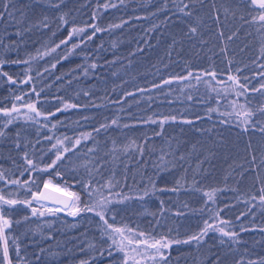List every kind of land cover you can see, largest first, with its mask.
Masks as SVG:
<instances>
[{"label": "trees", "instance_id": "trees-1", "mask_svg": "<svg viewBox=\"0 0 264 264\" xmlns=\"http://www.w3.org/2000/svg\"><path fill=\"white\" fill-rule=\"evenodd\" d=\"M0 13V109L19 110L0 111V196L32 200L51 180L72 185L82 207L92 203L83 191L88 184L112 201L105 216L115 227L187 240L205 221L212 225L198 243L173 244L160 264H264L258 6L250 0H0ZM93 25L101 29L94 36ZM74 28L85 31L60 44ZM249 111L245 122L240 113ZM65 147L71 151L57 166L41 171ZM42 206L55 207L0 201V215L11 222L4 237L12 264L122 259L116 251L108 256L111 241L95 213L32 214ZM2 246L0 240V256Z\"/></svg>", "mask_w": 264, "mask_h": 264}, {"label": "snow or ice", "instance_id": "snow-or-ice-1", "mask_svg": "<svg viewBox=\"0 0 264 264\" xmlns=\"http://www.w3.org/2000/svg\"><path fill=\"white\" fill-rule=\"evenodd\" d=\"M250 3L253 6H258V9L260 11V15L258 17H253V20L258 19L261 22V24L264 25V0H250ZM180 10L184 11L183 8ZM2 15L3 13H0V16ZM92 27L94 28V31L92 33L93 36L96 34V32L101 31V29L95 27L94 25ZM84 31L85 30L83 28H74L72 32L69 33L68 37L65 40L60 41V44L68 43L72 39L74 34L81 33ZM190 31L195 33L196 28L193 27L190 29ZM88 39H91V37H88ZM60 44H57L56 48H59ZM73 47H77V45H73ZM54 50L55 49H53V51ZM3 63L5 62L0 61V64ZM53 67H55V65H53ZM93 67H95V65H93ZM4 75L7 76L8 74L4 73ZM191 75L192 73L189 72V76ZM214 75L215 74L213 73V76ZM261 75L264 76V73H262ZM8 79L12 80V77L9 76ZM178 79H184V77H178ZM197 79H199V77H197ZM229 80H232L235 83H237L241 89L247 87V85L239 84V80L236 77L230 76ZM165 83H170V81H165ZM261 88H264V84L261 85ZM253 91H257V89H253ZM243 94H244L243 92L238 93V95H243ZM17 99H20V97H17ZM189 99H191V97H189ZM26 107L30 110V112L35 113L37 116L40 115L35 105H27ZM0 111L5 112V114H10V112H18L19 110L14 107L11 110L0 109ZM240 115H243L245 117V122H247L248 118L252 115V113L249 111V112L240 113ZM28 118H32V117H28ZM167 119L168 117L164 118V120ZM171 119L174 120L175 117H172ZM164 120L160 121L161 127L163 126ZM113 123H115V121H113ZM152 123H156V121L153 120ZM188 123H191V121H188ZM261 131H264V129H261ZM79 143L80 140L77 139L76 144ZM59 144H63V141L58 140L57 145ZM57 145H53V148H56ZM69 151L71 150L67 147L63 148L62 151L58 149L55 159L52 160L51 164H48L45 169H41V171H46L47 169L54 168L55 166H57V163L63 159L64 153H67ZM27 163L28 165L32 166L33 171L36 170L32 160H28ZM57 175H60V173H57ZM9 183H18V181H9ZM27 183L28 181L24 182L25 185H27ZM77 183L80 182L78 181ZM177 183H179V181H177ZM71 187L72 185H68V184H65L64 187H61L58 184H53L51 180L45 181L43 185V191L34 194L32 200H35L37 202L50 201L54 205H59V207L42 206L39 209L32 208V214L43 216L45 212L56 213L67 210L68 215L75 217L78 216L80 213H89V212L95 213V215L99 217V219L103 222V225L105 226L103 228V235L107 236L108 239L111 241V243L108 245V256L111 257L113 255V251L122 254V259L118 262V264H147V261L149 260H151L153 264H160V262L166 261L167 259L165 255L166 250L170 249V247L173 244H182V243L186 244L192 241H196L198 243L212 228V225L208 224L207 221H205V227L201 230L199 234L190 236L188 237L187 240H178V239L173 240V239H169L167 235H162L160 236L159 239H157L151 234L146 235L143 232L137 233L134 230L126 227H115L113 224L108 223V220L106 219L105 216L109 204L112 203L109 197L104 196L99 189L90 187L88 184H84L83 191L92 201V203L89 204L85 202L81 207V195L78 192L70 191L69 189ZM108 187H111V184H109ZM173 191H179V189L178 188L173 189ZM261 191L264 192V189H261ZM144 194L147 195L148 193L145 192ZM97 195H99L98 199L96 198ZM207 195L209 200L213 198L212 193H208ZM32 200L16 201V200H8L5 199V197L0 196V201H2L4 204L7 205L24 203L27 204L29 207H31ZM260 201L262 204H264V195H261ZM10 224L11 222L8 219L0 215V240H3L2 256H0V264H12V259L9 256V248L7 245V240L4 237V231L10 227ZM241 230L243 231L244 229ZM220 231L224 232V229L221 228ZM224 235L230 236L232 238H236L237 233L224 232ZM80 264H88V261L82 260L80 261ZM114 264H117V262H114Z\"/></svg>", "mask_w": 264, "mask_h": 264}, {"label": "water", "instance_id": "water-1", "mask_svg": "<svg viewBox=\"0 0 264 264\" xmlns=\"http://www.w3.org/2000/svg\"><path fill=\"white\" fill-rule=\"evenodd\" d=\"M54 184V183H53ZM44 185V184H43ZM43 185L40 187V189L38 190V191H34L33 193H32V197H33V195L34 194H36V193H38V192H40V191H43ZM43 203H46V204H49V205H51V206H55V207H59V205H54L53 203H51L50 201H42ZM62 213H68L67 212V210H65V211H63Z\"/></svg>", "mask_w": 264, "mask_h": 264}, {"label": "rangeland", "instance_id": "rangeland-1", "mask_svg": "<svg viewBox=\"0 0 264 264\" xmlns=\"http://www.w3.org/2000/svg\"><path fill=\"white\" fill-rule=\"evenodd\" d=\"M52 183H54V184H57V183H55V182H52ZM59 185V184H58ZM61 187H64V186H62V185H60ZM70 190V189H69ZM71 191V190H70Z\"/></svg>", "mask_w": 264, "mask_h": 264}]
</instances>
